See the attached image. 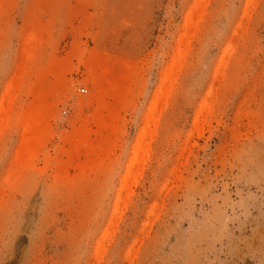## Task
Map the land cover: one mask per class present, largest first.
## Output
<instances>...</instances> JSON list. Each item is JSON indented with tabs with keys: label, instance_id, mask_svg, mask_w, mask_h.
I'll return each instance as SVG.
<instances>
[{
	"label": "rangeland",
	"instance_id": "rangeland-1",
	"mask_svg": "<svg viewBox=\"0 0 264 264\" xmlns=\"http://www.w3.org/2000/svg\"><path fill=\"white\" fill-rule=\"evenodd\" d=\"M0 264H264V0H0Z\"/></svg>",
	"mask_w": 264,
	"mask_h": 264
}]
</instances>
